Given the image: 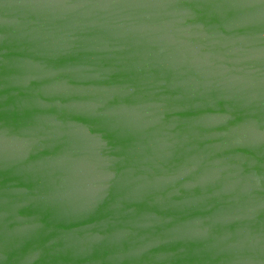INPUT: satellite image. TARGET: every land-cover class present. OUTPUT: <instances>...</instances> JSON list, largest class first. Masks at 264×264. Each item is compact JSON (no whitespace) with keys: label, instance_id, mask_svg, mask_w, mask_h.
<instances>
[{"label":"water","instance_id":"water-1","mask_svg":"<svg viewBox=\"0 0 264 264\" xmlns=\"http://www.w3.org/2000/svg\"><path fill=\"white\" fill-rule=\"evenodd\" d=\"M0 264H264V0H0Z\"/></svg>","mask_w":264,"mask_h":264}]
</instances>
